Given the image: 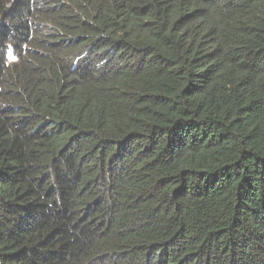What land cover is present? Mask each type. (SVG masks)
<instances>
[{
  "label": "trees",
  "instance_id": "16d2710c",
  "mask_svg": "<svg viewBox=\"0 0 264 264\" xmlns=\"http://www.w3.org/2000/svg\"><path fill=\"white\" fill-rule=\"evenodd\" d=\"M0 264H264V0H0Z\"/></svg>",
  "mask_w": 264,
  "mask_h": 264
}]
</instances>
